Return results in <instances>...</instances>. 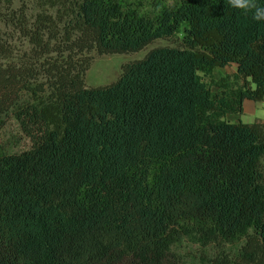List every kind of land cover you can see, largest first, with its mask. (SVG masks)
I'll return each mask as SVG.
<instances>
[{
  "label": "trees",
  "instance_id": "16d2710c",
  "mask_svg": "<svg viewBox=\"0 0 264 264\" xmlns=\"http://www.w3.org/2000/svg\"><path fill=\"white\" fill-rule=\"evenodd\" d=\"M36 2L0 0V128L30 143L0 150V264H182L183 236L213 247L203 264H264V122L225 118L264 100V23L227 0ZM179 34L85 85L91 51ZM231 64L234 85L212 77Z\"/></svg>",
  "mask_w": 264,
  "mask_h": 264
},
{
  "label": "rangeland",
  "instance_id": "374dc122",
  "mask_svg": "<svg viewBox=\"0 0 264 264\" xmlns=\"http://www.w3.org/2000/svg\"><path fill=\"white\" fill-rule=\"evenodd\" d=\"M25 3L26 13L29 19H32L39 12L36 0H13V7L18 8L21 3ZM177 0H122L125 7L137 4L144 14L155 15L165 6H170ZM18 37V36H17ZM12 42L15 47L14 52L19 53L28 48V44L19 37ZM181 35L173 39H158L145 46L142 50L133 53L124 54H97L91 51L87 54L90 57V66L84 73V83L87 87L107 85L114 82L120 72L121 66L133 60L142 59L151 49L159 46L177 45ZM226 67V66H225ZM219 68V69H217ZM212 71L214 79L228 78L231 85H234L235 70L233 66L217 67ZM221 68V69H220ZM253 109L248 111L245 108L241 114L228 115V120L232 122L253 123L255 121H264V100L254 102ZM226 118V117H225ZM30 148L29 140L22 134L18 123L13 117H10L6 124L0 128V150L6 153H20ZM226 250L234 249V246H225ZM173 253L180 256L182 264H203V260L214 254L212 246H202L194 237L183 236L171 248Z\"/></svg>",
  "mask_w": 264,
  "mask_h": 264
},
{
  "label": "clouds",
  "instance_id": "9594fccd",
  "mask_svg": "<svg viewBox=\"0 0 264 264\" xmlns=\"http://www.w3.org/2000/svg\"><path fill=\"white\" fill-rule=\"evenodd\" d=\"M228 6L244 14L251 13V18L258 23H264V3L258 0H227Z\"/></svg>",
  "mask_w": 264,
  "mask_h": 264
},
{
  "label": "crops",
  "instance_id": "0c3cea01",
  "mask_svg": "<svg viewBox=\"0 0 264 264\" xmlns=\"http://www.w3.org/2000/svg\"><path fill=\"white\" fill-rule=\"evenodd\" d=\"M231 66H233V68H234V70H235V73H236V65H235V64H231ZM226 67H228V66H226ZM226 67H224V68H226ZM217 69H219V68H217ZM220 69H221V68H220ZM254 104H255V103L252 102V101L244 100L243 103H242L243 111L245 112V108H247L248 111H250V109H253ZM232 115H233V114H232ZM227 118H228V115L226 116V120H228ZM228 121H229V120H228ZM230 122H232V121H230ZM262 122H264V121H262Z\"/></svg>",
  "mask_w": 264,
  "mask_h": 264
}]
</instances>
